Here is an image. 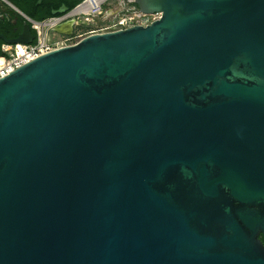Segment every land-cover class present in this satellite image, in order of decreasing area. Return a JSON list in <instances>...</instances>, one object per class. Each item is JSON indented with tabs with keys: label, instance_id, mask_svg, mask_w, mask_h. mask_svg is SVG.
Returning a JSON list of instances; mask_svg holds the SVG:
<instances>
[{
	"label": "water",
	"instance_id": "95a60500",
	"mask_svg": "<svg viewBox=\"0 0 264 264\" xmlns=\"http://www.w3.org/2000/svg\"><path fill=\"white\" fill-rule=\"evenodd\" d=\"M125 2L0 77V264H264V0Z\"/></svg>",
	"mask_w": 264,
	"mask_h": 264
},
{
	"label": "built area",
	"instance_id": "2783aa9c",
	"mask_svg": "<svg viewBox=\"0 0 264 264\" xmlns=\"http://www.w3.org/2000/svg\"><path fill=\"white\" fill-rule=\"evenodd\" d=\"M13 9L19 8L11 0H2ZM34 34L31 42L3 41L0 45V77L11 72L37 56L56 48L73 44L83 36L146 25L160 17V11L145 13L141 10L128 11L125 0H79L73 7L42 19H35L20 11ZM71 21V32H59L55 27Z\"/></svg>",
	"mask_w": 264,
	"mask_h": 264
},
{
	"label": "trees",
	"instance_id": "16d2710c",
	"mask_svg": "<svg viewBox=\"0 0 264 264\" xmlns=\"http://www.w3.org/2000/svg\"><path fill=\"white\" fill-rule=\"evenodd\" d=\"M11 1L20 10H22L24 13H26L27 15L35 19H42V18L52 15L53 9L59 8L61 6V2H63V0H58L57 2H54L53 0H41L40 2H37V0H11ZM78 1L79 0H69L67 2L68 8L73 7ZM21 18L24 21V18L23 17ZM21 28L22 26L20 25L15 30L9 29V31L7 32L3 29H0V31H3L5 36L14 37L20 32ZM2 42L3 40L0 39V45Z\"/></svg>",
	"mask_w": 264,
	"mask_h": 264
},
{
	"label": "flooded vegetation",
	"instance_id": "af4514ba",
	"mask_svg": "<svg viewBox=\"0 0 264 264\" xmlns=\"http://www.w3.org/2000/svg\"><path fill=\"white\" fill-rule=\"evenodd\" d=\"M53 1L57 2L58 0H53ZM68 1L69 0H63V2H61V6H64V5L67 6ZM21 17H23L22 14L18 13L17 11H12V7L7 5L4 1L0 0V29H3L7 32L9 31V29L10 30L17 29L20 25L22 26L24 23ZM0 33L4 34L3 31H0ZM260 238L262 239V242L264 243V236L261 235Z\"/></svg>",
	"mask_w": 264,
	"mask_h": 264
}]
</instances>
